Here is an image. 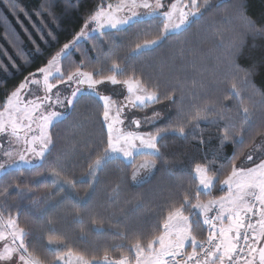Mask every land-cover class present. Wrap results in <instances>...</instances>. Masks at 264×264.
Segmentation results:
<instances>
[{
	"label": "snow or ice",
	"instance_id": "snow-or-ice-1",
	"mask_svg": "<svg viewBox=\"0 0 264 264\" xmlns=\"http://www.w3.org/2000/svg\"><path fill=\"white\" fill-rule=\"evenodd\" d=\"M0 3L18 21L21 15L51 21L47 33L33 25L47 47L30 40L35 53L28 54L17 45L27 64L44 56L48 47L57 49L62 15L70 8L76 11L80 0H44L32 10L22 0ZM221 8L226 15H219ZM245 12L240 0H99L69 42L5 90L0 98V264H264V91L256 90L255 73L239 63L249 41H264V17L249 19ZM194 24L199 25L197 33L185 44L195 45L197 34L218 35L216 46L223 48L225 33H235L227 39V54L218 58L211 78L196 72L172 82L140 71L135 61ZM126 33H131L127 44ZM86 41H92L97 52L106 45L107 54L95 63L74 59L78 52L86 54L80 47ZM122 48L128 49L126 55H120ZM191 63L195 68L196 60ZM106 85H119L122 91L104 94ZM82 100L97 109L100 135L84 144L85 151L68 153L58 148L59 134L52 129L76 113ZM162 101L170 106L169 123L148 130L163 119L161 113L153 108L152 115L138 116L137 110L144 112ZM209 117L217 129L218 151L195 165L193 185L170 186L151 231L117 233L122 243L76 255L75 240L54 219L40 225L30 218L65 210V202L71 201L66 208L72 216L69 223L83 225L87 216L93 230L103 231L104 221L95 218L94 198L108 165L117 160L124 165V178L109 199L138 209L144 194L130 192L126 179L133 187L147 183L158 170L157 161L167 164V145L161 141L169 133L187 138L186 128L198 129ZM229 145L234 151L225 155L222 150ZM77 157L90 161L87 172L69 179ZM137 157L145 159L137 163ZM25 171L32 179L14 175ZM79 183L89 186L86 199L75 191ZM41 184L55 191L38 196L34 188ZM216 190L223 194L213 195ZM60 193L64 195L55 200ZM25 202L27 216L21 207ZM117 249L119 256L110 255Z\"/></svg>",
	"mask_w": 264,
	"mask_h": 264
},
{
	"label": "trees",
	"instance_id": "trees-1",
	"mask_svg": "<svg viewBox=\"0 0 264 264\" xmlns=\"http://www.w3.org/2000/svg\"><path fill=\"white\" fill-rule=\"evenodd\" d=\"M14 3L17 0H13ZM44 0H22V4L28 6L30 10L34 9L38 3H43ZM99 0H80L76 6L77 10L72 11L71 8L62 15V22L59 34V44L57 49L63 43L69 42L76 32L84 24L86 15L92 11ZM200 2H203L201 0ZM213 3H227V0H212ZM246 5L245 15L249 19L264 17V0H240ZM18 6H20L18 4ZM63 8V5L61 6ZM217 10H214V12ZM61 10L57 9V14ZM220 16L226 15L223 8L218 10ZM50 20H40L36 17L27 19L23 15L19 17V21L11 14L8 8L0 3V98L3 97L5 90H11L17 86L24 78L33 72L37 67L42 66L49 52L57 49L48 47L44 56L37 57L34 62H25V57L18 52L17 45L22 44L26 53L34 54L35 46L30 43V40H35L36 44L41 48L47 45L41 40L40 32L36 27L47 33L50 28L46 25L50 24ZM23 26V27H22ZM54 27V25H53ZM232 28V25H228ZM27 29V33L23 30ZM198 24H194L192 28L181 36L170 37L163 45L155 52L148 53L144 57L139 58L135 63L145 76L159 77L162 80H170L175 82L182 78H188L195 75L196 72H203L209 78L212 77L213 70L218 63V58L223 59L226 56L227 39L234 37L235 33L228 31L225 33V47H217V42L221 39L220 36H208L207 34H197L195 39L197 43L185 44V39L192 40L193 34L197 33ZM31 33V36L28 35ZM131 33H126L123 36L124 43H130L128 37ZM155 38V36L144 37ZM144 38H141V42ZM134 46V42H131ZM86 51L84 56L81 53H76L74 59H87L95 63L97 57L103 58L107 54V46H100V52H97L92 47V41H86L80 45ZM194 48L195 51H190ZM128 49L122 48L120 55H126ZM5 52L7 55H5ZM11 57V60L9 59ZM196 60V66L193 68L191 61ZM239 63L251 69L255 74L253 76V86L256 90L264 91V41L257 40L254 44L249 41L248 47L243 50V55L240 56ZM90 70V69H89ZM190 82V81H189ZM170 112V106L167 101H162ZM170 116L161 127L168 125ZM201 121L198 129H193L190 126L186 128L189 133L187 138L181 137L174 133H169L162 141V144L167 145L164 151L166 152L165 159L167 164H161L157 161L158 170L151 179L140 187H133L130 180L126 178L127 188L130 192L143 193L144 198L141 201V206L133 210L129 205L122 200L112 202L109 198L112 195V189L119 183L123 177V172L120 169L124 168L119 161H114L108 165V169L101 176V183L97 186L96 196L94 198L95 218L104 221V230L97 232L93 230L90 219L85 216L83 225L77 223H69L72 220L71 215H67L66 208L71 201L65 202V210H49L47 215L42 219H37V216L30 217L37 224L43 225L46 220L54 219L56 226L61 231H66L75 240L74 254H83L85 249L99 247L101 251L110 245L120 244L123 241L117 233H129L132 230L140 229L146 233L154 228L157 214L160 206L164 203L165 197L171 190L173 183H182L185 187L193 185L192 170L197 163H203L205 157L213 158V154L219 149V140L217 137V129L210 121ZM58 133V148L65 152L72 153L76 150L85 151L84 144L92 143L100 135V126L97 123V109L95 106H90L85 100H82L78 105L77 112L71 117L57 123L52 129ZM203 140V143H201ZM225 155H230L234 148L229 145L222 150ZM145 157H138L136 162L140 163ZM76 164L71 169L68 178L72 179L84 175L87 172V166L90 161H85L76 158ZM130 175L131 169H126ZM25 180L32 179V174L25 171L14 173ZM223 178V177H222ZM7 179V178H5ZM219 186H217V189ZM37 195L45 192H54L55 189L44 184L34 188ZM76 192L80 197L87 198L86 193L90 191L88 184L79 183L76 185ZM223 193L216 190L213 195L219 196ZM64 193L55 196V200H59ZM203 198V197H202ZM15 199V197L13 198ZM25 209V216L28 215L26 202L21 205ZM44 207H47L45 205ZM59 213V214H57ZM38 215V214H37ZM84 232L81 233L80 229ZM203 235H206L204 233ZM47 235L45 236V239ZM120 249L110 252V255L119 256Z\"/></svg>",
	"mask_w": 264,
	"mask_h": 264
},
{
	"label": "rangeland",
	"instance_id": "rangeland-1",
	"mask_svg": "<svg viewBox=\"0 0 264 264\" xmlns=\"http://www.w3.org/2000/svg\"><path fill=\"white\" fill-rule=\"evenodd\" d=\"M113 2H114V0H113ZM104 89H105L104 94L122 91L121 86H119V85H117V86L106 85V86H104ZM114 98L119 100V99H122V96L115 95ZM153 108H155L156 111H159L161 113V116L163 117V119L161 121L157 122L154 126H151L148 130H155V128L161 127L163 125V123L166 121V119L168 118L169 110L165 104L150 106L148 109L144 110V112H140L137 110V115L142 116L145 113L147 115H152Z\"/></svg>",
	"mask_w": 264,
	"mask_h": 264
}]
</instances>
